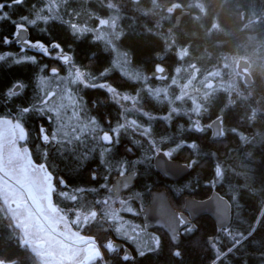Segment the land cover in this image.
Listing matches in <instances>:
<instances>
[{
  "label": "trees",
  "instance_id": "trees-1",
  "mask_svg": "<svg viewBox=\"0 0 264 264\" xmlns=\"http://www.w3.org/2000/svg\"><path fill=\"white\" fill-rule=\"evenodd\" d=\"M50 2L56 5L51 12L45 7ZM40 9H45L43 15L55 13L62 20L70 19L65 14L62 0H25L23 5L6 9L11 13V20H0V54L35 57L40 62L39 66H34L15 65L11 60L0 61V81L9 83L20 80L27 85L21 89L26 93L22 100L33 96L37 79L42 75L40 67L47 66L49 69L47 76L53 80V90L55 80L50 75V69L60 67L61 76L68 74L61 61L48 59L43 52L32 48L21 52L22 45L15 41L16 29L12 21L20 22L21 16L35 19V12ZM73 9L79 13L78 19L73 18V22L81 25L95 27L94 16L107 19L108 26L102 31L113 41L115 51L106 48L104 41H96L92 34L74 36L61 19L48 23L38 21L34 26H26L27 39L46 44L49 41L60 43L61 49L49 55L56 57L61 50L74 55L76 67L88 73L91 83L114 87L120 96L136 97L135 102L118 100L106 89L79 85V103L85 115L89 119L96 118L105 129L109 122L112 127H117L120 123L137 119L138 123L150 128L148 139H155L157 143L165 137H175L179 142V137L183 136L187 142L197 144L196 150L184 147L174 155L173 160L182 164L199 160V166L180 181H166L155 169L154 161L150 168L145 165L130 168L129 173L137 172L134 186L122 193L121 197L128 199L135 193H142L143 200H129L137 215L119 212L121 206L114 205L118 216L123 217V223L115 226H121L130 234L137 225L144 229L138 230V244L129 245L134 255L136 247L144 245L146 249L157 236L161 239L159 253L143 258L136 256V264H209L208 245L205 242L212 238L219 239L218 228L210 217L203 216L192 222L197 231L189 237L181 236V261L171 255L173 245L164 232L145 228L141 208L149 204L150 193L154 190H165L173 208L179 213L183 212L185 199L203 201L215 191L229 202V224L249 220L255 223L257 217L264 218V197L244 192L237 204L231 199L230 192V188L243 186V173L247 167L256 169L257 187L264 183V147L260 145L264 141V0H72L68 11ZM184 13L179 26L174 28L176 18ZM4 37L13 42L5 45ZM239 60L250 64L251 85H246L237 72ZM158 66L165 68V76L158 75ZM136 74L141 77L140 80L132 78ZM48 87V84L41 85V88ZM146 87L153 93L159 89V97H150L151 93L146 91ZM19 103L18 100L14 105H6L0 99V116H6L10 111L16 115ZM63 103L71 102L65 98ZM172 108H176L180 114L171 113ZM145 111L154 119L144 117L142 113ZM61 115L66 124L75 123L74 113L69 111L64 114L62 111ZM165 116L170 119H163ZM197 118L205 127L214 120L223 119L224 130L230 131L233 127L239 129L240 134H245L254 145L255 164H250L246 159L247 146L238 136L229 132L227 136L213 141L211 129L206 128L204 133L191 131L190 119ZM83 123H87V120H83ZM41 125L48 129L49 135L55 129V124L47 117H33L27 122L29 139L26 146L37 165L46 164L55 173L57 182L61 178L67 181L68 187L64 191L69 196L76 194L77 187H98L104 182L106 169L100 164L98 147L90 145L95 151H87L81 146L75 154L66 153L55 144L42 142L39 138ZM118 139L119 147L113 148L118 157L126 156L128 160L135 161L144 156V149L134 143H145V138L139 134L130 129L127 132L122 130ZM128 148H132L131 153L126 151ZM207 153L214 154L213 158L208 159ZM81 155L87 159H79ZM216 163L224 169L221 181H215L213 175L212 169ZM94 172H98L100 177L95 181L92 180ZM116 178L113 173L112 183ZM185 184L189 187L184 188ZM180 188H184L183 192L173 191ZM57 190L60 191L58 184ZM104 195L106 193H101V198ZM92 198L89 196L88 200ZM55 200L58 204L67 203L59 196ZM112 227L113 223L100 217L82 234L96 236L99 242L114 239L115 243H124L115 239L114 231H106ZM10 234L7 221H0V252L7 249L16 264H33L27 252L17 250L14 242L7 241ZM254 240L255 245L249 242L246 250L242 248L232 257V264H262L260 253L264 251V227L255 233Z\"/></svg>",
  "mask_w": 264,
  "mask_h": 264
},
{
  "label": "snow or ice",
  "instance_id": "snow-or-ice-1",
  "mask_svg": "<svg viewBox=\"0 0 264 264\" xmlns=\"http://www.w3.org/2000/svg\"><path fill=\"white\" fill-rule=\"evenodd\" d=\"M71 2L72 0H62L65 14L70 17L69 20H62L55 13L43 15L45 9H40V11L35 12V19L21 16L20 22L12 21L16 29L14 33L16 42L22 45L21 52H24L26 48H32L37 52L43 50V55L48 59L61 61V66L66 67L68 74L61 76L60 67L50 69V75L55 80V90H53L51 87L53 80L47 76L49 69L47 66L40 67L39 71L42 75L37 79L33 96L23 100L21 97H26V93L22 92L21 89L26 88L27 85L20 80L9 83L0 81V99H3L6 105H14L18 100L20 101L16 108V115L10 111L6 116H0V221L6 220L7 226L11 230L7 241L14 242L17 250L27 252L33 264H136V256L143 258L150 254H158L162 241L157 236L152 244L147 245L146 249L144 245L136 247L134 255L129 245L138 244L136 235H139L138 230L143 231L144 229L137 225L131 229V233L135 234L133 235L124 231L121 226H115L117 223H123V217L118 216L114 205L119 204L121 206L119 212L137 215L130 206L129 200H143L142 193H135L128 199L121 197L122 190L130 191L132 181L137 176L136 171L129 173V169H135L138 165H145L150 168L152 162L155 161L154 166L162 170L165 175H169V170L172 169L177 176L182 177L190 171H194L199 166V160L193 159L184 165L173 164L171 162L174 155L184 147L196 150L197 144L187 142L183 136L179 137V142L175 137H165L157 143L155 139H148L151 134L150 128L138 123L137 119L120 123L117 127H112L109 122L108 128L105 129L96 118L89 119L85 115L82 105L79 103V85H83L84 88L95 89L99 87L106 89L118 100L135 102L136 97L120 96L114 87L91 83L88 73L82 71L80 67H76L74 55H68L62 50L56 57L49 55L50 52L61 49L58 42L49 41L46 44L39 40L33 42L29 39H19L21 33L27 31L26 26H34L38 21L48 23L61 19L62 24L70 29L74 36L92 34L96 41H104L106 48L115 51L113 41L106 32L102 31L108 26V20L94 16L93 19H96L95 27L73 22V18L78 19L79 13L75 12L74 9L71 12L68 11ZM24 3L25 0H10V2L0 0V20H11V13L6 9H14ZM45 7L51 12L56 5L50 2ZM12 42L13 40L4 37L3 43L5 45ZM7 60H11V63L15 65L39 66L40 64L35 57H18L13 53L0 54V61ZM161 70L158 66L157 71ZM132 78L134 80L141 79L137 74ZM44 84H48L50 87L41 88V85ZM146 91L151 93L150 97L158 98L160 95L159 89L153 93L150 88L146 87ZM65 98L71 103L64 104ZM62 111L64 114H68L69 111L74 113L75 123L66 124L61 115ZM171 113L180 114L176 108H172ZM142 115L148 120L154 119L147 111L143 112ZM33 117L40 119L47 117L55 124V129L51 131L50 135L48 129L43 125L40 127L39 138L46 145L55 144L64 152L73 154L81 146L87 151H95V148H91L90 145L98 147L100 149V164L106 169V174L103 176L104 182L100 183L98 187H77L75 189L76 194L69 196V193L64 191L68 187L67 181L61 178L57 182L55 173L50 171L46 164L37 165L31 158L30 149L26 146L29 139L26 128L27 122ZM163 119L168 120L170 117L165 116ZM83 120H87V123H83ZM220 124L221 127L217 129L212 124L206 127L202 126L199 118L190 119V130L204 133L207 128L215 130L214 137H225L229 132L238 136L243 145L247 146L246 159L254 165L252 141L245 134H240V130L235 127L230 131L224 130L223 119H221ZM129 129L145 138L147 144L145 147V143L134 141L144 149L145 153L141 159L135 161L128 160L126 156L118 157L113 151L114 146L119 147L118 137L121 131L127 132ZM260 145L264 147V141H261ZM126 151L131 153L132 148H128ZM205 155L208 159H212L214 154L207 153ZM78 158L87 159L84 155ZM212 171L215 181L223 179L224 169L219 163L213 166ZM113 173L117 176L114 183H112ZM243 176L245 180L243 186L230 188L231 199L238 204L239 198L244 192L253 196L264 197V183H261L259 187L256 186V169L247 167ZM99 178V173L94 172L92 180L95 181ZM57 184L60 187L59 192ZM187 187L189 185L185 184L184 188ZM184 188L173 191L181 193ZM101 193H106V195L101 198ZM57 196L66 200L67 203L58 204L55 200ZM89 196L93 198L88 200ZM154 199L159 203L158 214L165 220L170 230L169 239L174 249L171 251V255L182 261L181 236L189 237L197 231V228L185 218L182 212H173L163 197L157 196ZM143 210L142 207L141 211ZM219 215L221 216L217 229L219 239L212 238L205 242L208 245L206 248L207 259L209 264H232V257L242 248L246 250L249 242L255 245L254 236L261 227H264V218L257 217L255 223L249 220L231 225L224 212ZM100 217L113 223V227L106 229V231H114L115 239L124 243L117 244L114 239L99 242L96 236H84L82 234L85 229L94 225ZM44 236L49 237L47 242H45ZM260 259L264 264V251L260 253ZM0 264H16L13 255L7 253V249L0 252Z\"/></svg>",
  "mask_w": 264,
  "mask_h": 264
},
{
  "label": "water",
  "instance_id": "water-1",
  "mask_svg": "<svg viewBox=\"0 0 264 264\" xmlns=\"http://www.w3.org/2000/svg\"><path fill=\"white\" fill-rule=\"evenodd\" d=\"M181 18V17H179ZM178 18V19H179ZM181 20V19H180ZM179 21V20H178ZM180 23V21H179ZM179 23L177 22L175 24V27L179 26ZM20 40L27 39V32L21 33ZM16 41V38H15ZM250 68V64L248 61L245 60H240L237 64V71L238 73L243 77L244 83L247 85H251L252 79L251 76L248 72ZM163 74H166V71H164ZM220 119L214 120L211 122L212 126L219 129L221 127L220 124ZM214 129H211L212 135H211V140H218L221 137H214ZM173 164H179V165H184L176 160H172ZM155 165V161H154ZM157 172L166 180L169 182H177L183 179L186 175H183L182 177L177 176L174 172V170L170 169L169 170V175H165L164 172L160 169H157ZM134 180L132 181V186H134ZM126 190H122V193H126ZM121 193V194H122ZM163 197L168 205L170 206L171 210L175 213H178L172 206L171 202L169 201L168 195L165 190H154L150 193V201L149 204L144 207L142 211V216L145 224V228L147 230H160L166 234V236L169 239L170 236V230L163 218L158 214L157 208L159 207L158 201L154 199V197ZM221 212H224L226 214V218L229 222L230 218V210H229V203L225 199H221L216 193H213V195L206 200L200 201V200H195L192 198H187L184 200V208H183V214L187 220H189L191 223L198 220L200 217L203 216H208L210 217L213 222L215 223L216 227L218 228V225L221 220V216L219 215ZM170 241V239H169ZM171 243V242H170ZM121 244V243H117ZM172 244V243H171Z\"/></svg>",
  "mask_w": 264,
  "mask_h": 264
},
{
  "label": "bare ground",
  "instance_id": "bare-ground-1",
  "mask_svg": "<svg viewBox=\"0 0 264 264\" xmlns=\"http://www.w3.org/2000/svg\"><path fill=\"white\" fill-rule=\"evenodd\" d=\"M183 15H185V13H184V14H181L180 16H178V17L176 18V21H175L174 26H173L174 28H177V27H178V26L175 27V24H176L177 22L179 23V21H180V19L182 18ZM179 17H181V18H179ZM178 18H179V19H178ZM178 20H179V21H178ZM239 61H240V60H239ZM239 61H238V62H239ZM238 62H237V64H238ZM236 69H237V66H236ZM243 82H244V80H243ZM246 85H247V84H246ZM213 193H216L220 198H223V197L220 196L217 192L214 191V192L211 193V195H210L207 199H209V198L213 195ZM223 199H225V198H223ZM225 200H226V199H225ZM227 202H228V201H227ZM228 203H229V202H228ZM209 241H210V240H209Z\"/></svg>",
  "mask_w": 264,
  "mask_h": 264
},
{
  "label": "rangeland",
  "instance_id": "rangeland-1",
  "mask_svg": "<svg viewBox=\"0 0 264 264\" xmlns=\"http://www.w3.org/2000/svg\"><path fill=\"white\" fill-rule=\"evenodd\" d=\"M41 52H43V50H41ZM237 66V65H236ZM162 70L161 71H158V75H160V77H163L165 76L164 74L162 75V73L165 71V68L163 67H160ZM239 74V73H238ZM240 75V74H239ZM155 76H157V74H155ZM178 212V211H177ZM44 240L45 242H47L49 240V237L48 236H44Z\"/></svg>",
  "mask_w": 264,
  "mask_h": 264
}]
</instances>
